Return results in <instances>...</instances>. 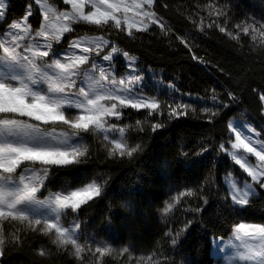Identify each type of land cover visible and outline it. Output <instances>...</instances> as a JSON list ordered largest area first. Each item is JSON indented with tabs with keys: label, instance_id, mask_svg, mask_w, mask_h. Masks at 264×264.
Masks as SVG:
<instances>
[{
	"label": "trees",
	"instance_id": "16d2710c",
	"mask_svg": "<svg viewBox=\"0 0 264 264\" xmlns=\"http://www.w3.org/2000/svg\"><path fill=\"white\" fill-rule=\"evenodd\" d=\"M52 1L64 5L61 0ZM32 2L9 0L5 22L22 16ZM154 9L163 19V28L153 23L147 31L133 28L129 36L124 25L120 31L110 25L75 24L71 33L109 36L136 56L140 70L155 67L175 89L164 83L157 87L160 107L151 115L147 109H123L118 123L128 126L126 142L129 147L140 146L131 157H109L112 146L102 135L83 134L87 157L79 164L53 169L46 181L47 190L73 188L94 178L106 181L102 195L71 216L79 218L83 237L93 233L105 238L111 252L100 257L93 250L85 251L84 259L78 260L57 250L52 236L6 221L0 264H155L157 260L160 264H215L210 236H228L233 225L243 221L264 223V189L259 185L249 205L232 206L222 178L229 171L239 180L246 174L219 151L221 143L230 147L231 117L253 120L264 138L260 99L264 38L250 27L264 24V0H155ZM30 20L39 24L38 8ZM245 27H249L247 35L242 31ZM120 63L119 55L116 69L124 66ZM178 103L190 107L177 108ZM173 108L186 114H170ZM137 121H141L139 127ZM156 124L161 126L154 131ZM185 189L194 190L195 195L185 196L173 213L163 217L164 202H173L170 197ZM188 221L191 225L181 231ZM169 231L180 233L175 246L165 235ZM13 234L19 236L18 242ZM126 246L129 251L122 254Z\"/></svg>",
	"mask_w": 264,
	"mask_h": 264
},
{
	"label": "snow or ice",
	"instance_id": "6c2138e0",
	"mask_svg": "<svg viewBox=\"0 0 264 264\" xmlns=\"http://www.w3.org/2000/svg\"><path fill=\"white\" fill-rule=\"evenodd\" d=\"M36 2L43 15L39 28L34 30L28 23L29 10L22 20L13 21L0 33V256L5 244L4 222L16 221L32 231L52 236L51 243L57 250L78 260L84 259L82 253L91 251L86 244H96L93 255L98 253L103 257L111 252V246L97 243L95 238L81 243L84 237L79 222L74 220L64 226L62 220L69 210L76 214L99 198L103 192L102 183L106 181L98 182L94 178L75 189L44 195L46 181L53 169L79 164L87 157L89 150L83 134L102 135L112 146L108 149L109 157H131L140 146L129 147L125 139L128 126L122 127L113 121L121 120L125 114L123 109L127 108L147 109L151 115L159 109L160 102L142 94L144 77L135 68V57L103 35L69 39L62 51L54 45H62L65 34L75 31L74 24L97 28L110 25L120 31L126 27L129 36L133 28L147 31L149 23L146 20L159 23L155 13L150 11L154 0H61L70 5L69 10L63 11H57L48 0ZM6 8V0H0V22L6 19ZM160 26L163 28L162 24ZM250 27L253 33L264 38V24L259 28ZM242 31L249 34V27ZM256 39L253 34L252 40ZM110 44V50L102 55ZM120 54L127 61L125 68L131 71L117 77L115 64ZM165 87L175 91L172 85ZM260 99L264 101V95ZM212 100L215 102L217 98L213 96ZM189 107L187 103L177 104V108ZM203 110L209 111L208 108ZM170 114L186 113H177L173 108ZM211 114L214 116L215 112ZM140 124L141 121L136 122L137 127ZM160 126L153 125V130ZM228 129L230 147L221 143L219 151L230 157L246 177L242 182L232 174L222 179L232 206L243 208L257 195L256 185L264 189V141L247 123L230 120ZM109 133L116 135L110 137ZM249 155L256 158L254 164L249 161ZM194 195L192 189L174 194L170 197L173 202H164L162 216L173 213L185 196ZM191 223L188 221L181 231H186ZM165 235L175 246L180 233L173 235L169 231ZM19 239L13 234L14 241ZM221 240V237H209L210 244L223 252ZM227 246L231 254L224 258V264H264V223L234 224ZM128 251L126 246L122 254ZM40 254L45 253L41 250ZM140 259L145 258L141 256ZM147 259L152 260V256Z\"/></svg>",
	"mask_w": 264,
	"mask_h": 264
},
{
	"label": "rangeland",
	"instance_id": "374dc122",
	"mask_svg": "<svg viewBox=\"0 0 264 264\" xmlns=\"http://www.w3.org/2000/svg\"><path fill=\"white\" fill-rule=\"evenodd\" d=\"M8 2L9 0H6V3H7V6H8ZM43 2V0H42ZM48 3L50 5H53L54 7H56L57 11H63V10H69L70 9V5H59L58 2H54L52 0H48ZM154 4H155V0H154V3L153 5L151 6V9L150 11H152L153 13H155V17L157 18V20L159 21V24H161L163 22V19L161 18V16L155 11L154 9ZM35 7L38 8L40 14H41V20L39 22V24L37 25H33L31 20H30V17L33 16L35 14ZM145 9H148V6L145 5ZM29 10H31V15H28L29 13ZM28 15V23L31 24L32 28L35 30L37 28H39L40 26V23L43 21V15H42V12L40 10V5L36 2V0H33L32 3H30L27 8H26V11L25 13L20 16L19 18H15L14 20H12L11 22H5V20L3 22H0V33H3L4 31L7 30L8 28V25L11 24L13 21H19V20H22L24 16ZM6 16H7V8H6ZM146 23H149V26L153 23H150L149 21H145ZM73 28L76 30L77 26L74 24L73 25ZM85 35H88V36H93V35H102V34H92V33H83V34H77V35H72L71 33H68V34H65V38L64 40L62 41V45L61 46H57V45H54V47L57 48L58 51H62V48H66L68 46V40L69 39H75L77 37H80V36H85ZM106 39H108L109 41H111L112 43L115 44V46H117L118 48H120L116 43L115 41L110 38L109 36L107 35H103ZM110 47H111V44L109 46V48H106L104 50V53H107V51L110 50ZM121 49V48H120ZM122 50V49H121ZM124 51V50H122ZM130 55V54H129ZM119 56V55H118ZM117 56V57H118ZM132 57H135V59L137 60L136 56L134 55H130ZM120 57H122L123 59V63H124V66L122 68H119V69H116V64H115V75L117 77H120V76H123L125 75L128 71H131V69H126L125 68V64L127 63L126 59L123 57L122 54H120ZM105 65L107 64V62H104ZM123 63H120L119 65H123ZM138 67H140L137 62L135 63V68L137 69L138 72H140L143 77H144V88H143V92L142 94L147 97V98H155L159 101V98H158V92H160L157 88L158 86H160L161 84H167V85H170L169 82L165 81L163 76H162V71H159L157 69H155V67H152V66H149V67H145L143 70H140ZM135 74V73H134ZM151 90H153V92H151ZM263 113H264V101H263ZM230 120L232 121H240L242 123H247L251 126L254 127L255 131L258 132L260 134V129L259 127L256 126V123L253 121V120H250V119H239V118H236V117H231ZM229 120V121H230ZM115 123H117L119 126H122L121 124L118 123V121H113ZM123 127V126H122ZM110 137L113 136V135H116V134H113V133H109ZM260 140L264 141V138L261 137V135L259 136ZM234 140V139H233ZM249 161L252 162L253 164L256 162V158L254 156H251L249 155L248 157ZM37 167H39V165H37ZM229 174H232L234 175L231 171H229L228 173H226L225 176L229 175ZM237 178V177H236ZM238 179V178H237ZM239 180V179H238ZM244 180V178H242V180H240L241 182ZM250 180V178H249ZM81 185L79 186H76V187H73V188H68V189H49L47 190L46 192H44V195H47L48 192H58V191H61V190H69V189H75L77 187H80ZM256 187V186H255ZM74 220L76 222H79L80 224V220L79 218L75 217V216H71V211L69 210V214L67 215L66 218H64L62 220V223L64 224V226H68L69 224H72L74 222ZM243 222H248V221H243ZM249 223H259V222H249ZM80 233H81V230H80ZM231 234V233H230ZM230 234L228 236H215V237H221L222 240L220 241V247H223L224 248V251L223 252H220L218 250L217 247H214L212 245V251L213 253H216V256H217V259H216V262L215 264H224V258L228 255L231 254V249L227 246V242H228V239L230 237ZM88 238H95V241L97 243L99 242H104L105 245L109 246V242L103 238V237H100V236H97L93 233L89 234V235H86L84 236V239H82L80 242L81 243H85L86 239ZM86 247H90L91 250H93V252L95 251V247H96V244H92V245H87L86 244ZM83 254V253H82ZM81 254V255H82Z\"/></svg>",
	"mask_w": 264,
	"mask_h": 264
},
{
	"label": "crops",
	"instance_id": "0c3cea01",
	"mask_svg": "<svg viewBox=\"0 0 264 264\" xmlns=\"http://www.w3.org/2000/svg\"><path fill=\"white\" fill-rule=\"evenodd\" d=\"M216 255V253H214Z\"/></svg>",
	"mask_w": 264,
	"mask_h": 264
}]
</instances>
